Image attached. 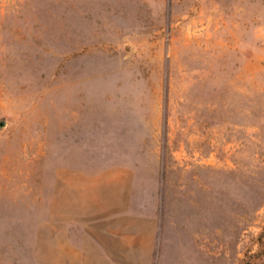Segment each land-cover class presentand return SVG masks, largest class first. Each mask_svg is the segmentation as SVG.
<instances>
[{
  "label": "rangeland",
  "instance_id": "obj_1",
  "mask_svg": "<svg viewBox=\"0 0 264 264\" xmlns=\"http://www.w3.org/2000/svg\"><path fill=\"white\" fill-rule=\"evenodd\" d=\"M160 235L264 264V0H0V264Z\"/></svg>",
  "mask_w": 264,
  "mask_h": 264
},
{
  "label": "crops",
  "instance_id": "obj_2",
  "mask_svg": "<svg viewBox=\"0 0 264 264\" xmlns=\"http://www.w3.org/2000/svg\"><path fill=\"white\" fill-rule=\"evenodd\" d=\"M118 259H108V264H210V247H203L194 235L189 238L176 235L174 239L160 235L157 243L146 247L139 259L124 262Z\"/></svg>",
  "mask_w": 264,
  "mask_h": 264
}]
</instances>
